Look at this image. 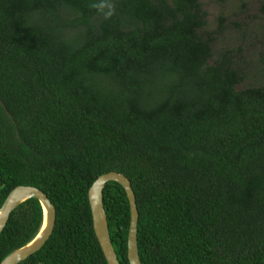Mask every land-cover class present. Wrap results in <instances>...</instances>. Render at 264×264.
Returning <instances> with one entry per match:
<instances>
[{
    "label": "trees",
    "instance_id": "obj_1",
    "mask_svg": "<svg viewBox=\"0 0 264 264\" xmlns=\"http://www.w3.org/2000/svg\"><path fill=\"white\" fill-rule=\"evenodd\" d=\"M93 2L0 0V206L32 185L56 210L18 264H107L87 191L110 171L134 191L141 264H264V51L215 54L200 0H115L107 20ZM103 206L129 264L119 183ZM40 222L37 199L17 206L0 261Z\"/></svg>",
    "mask_w": 264,
    "mask_h": 264
},
{
    "label": "water",
    "instance_id": "obj_2",
    "mask_svg": "<svg viewBox=\"0 0 264 264\" xmlns=\"http://www.w3.org/2000/svg\"><path fill=\"white\" fill-rule=\"evenodd\" d=\"M109 181L119 183L127 196L130 208V222L127 235V259L129 264H141L137 246L138 210L130 180L123 174L110 171L99 175L87 191L91 210L92 225L107 264H120L112 245L107 217L103 206V188ZM2 186H0L1 188ZM29 198L38 200L41 208V222L35 235L24 244L6 254L0 264H18L39 250L51 235L56 219V210L49 197L40 188L32 185H17L12 188L0 206V233L4 229L11 212Z\"/></svg>",
    "mask_w": 264,
    "mask_h": 264
},
{
    "label": "rangeland",
    "instance_id": "obj_3",
    "mask_svg": "<svg viewBox=\"0 0 264 264\" xmlns=\"http://www.w3.org/2000/svg\"><path fill=\"white\" fill-rule=\"evenodd\" d=\"M200 1L207 11L206 30L216 39L215 54L230 51L246 63L255 61L264 51V16L260 11L264 0Z\"/></svg>",
    "mask_w": 264,
    "mask_h": 264
},
{
    "label": "clouds",
    "instance_id": "obj_4",
    "mask_svg": "<svg viewBox=\"0 0 264 264\" xmlns=\"http://www.w3.org/2000/svg\"><path fill=\"white\" fill-rule=\"evenodd\" d=\"M89 6L105 20L110 19L116 12L115 0H94Z\"/></svg>",
    "mask_w": 264,
    "mask_h": 264
}]
</instances>
